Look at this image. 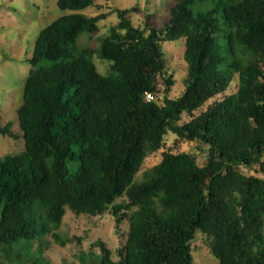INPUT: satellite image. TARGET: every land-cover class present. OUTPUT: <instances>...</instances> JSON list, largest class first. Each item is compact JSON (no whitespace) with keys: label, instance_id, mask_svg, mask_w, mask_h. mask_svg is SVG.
Wrapping results in <instances>:
<instances>
[{"label":"trees","instance_id":"trees-1","mask_svg":"<svg viewBox=\"0 0 264 264\" xmlns=\"http://www.w3.org/2000/svg\"><path fill=\"white\" fill-rule=\"evenodd\" d=\"M194 2L172 0L160 28L134 26L137 6L116 7L119 23L93 46L79 39L109 13L83 12L96 0H57L68 12L40 30L17 108L25 148L0 157V264H51L46 236L66 245L68 209L108 212L126 238L118 258L99 239L85 264H194L199 232L219 264H264V0ZM181 37L185 91L171 98L161 43ZM12 126L0 114V134L19 138ZM170 131L205 145L207 159L166 151L137 181Z\"/></svg>","mask_w":264,"mask_h":264},{"label":"rangeland","instance_id":"rangeland-1","mask_svg":"<svg viewBox=\"0 0 264 264\" xmlns=\"http://www.w3.org/2000/svg\"><path fill=\"white\" fill-rule=\"evenodd\" d=\"M171 1L96 0L97 4L102 5L101 8L91 6L83 12L90 16L105 12L109 13V16L99 21L100 29L97 33L82 35L79 43L83 40L85 44L97 46L98 36L110 34L111 26L120 21V17L113 10L116 7L124 9L137 6L138 10L130 16L132 24L136 27L149 28V25L163 27L169 16ZM214 3L215 0H195L192 8L195 11H207ZM66 12L68 11L59 8L57 0H0V114L2 124L11 122L13 132L19 136L14 138L0 134V157L19 153L25 148L17 108L22 103L25 82L32 68L30 58L33 55L35 41L42 28ZM161 45L167 59L165 72L176 82L168 95L175 98L185 91L184 79L187 75V63L184 60L185 38L163 41ZM94 61L101 73L107 72L109 61L97 56L94 57ZM237 83L238 74H235L226 94L234 93ZM161 84L162 88L166 87ZM163 95H160V101ZM186 118L184 116V119ZM203 147L205 148V145L198 141H180L179 137L170 131L165 136L162 147L146 157L136 179L143 180L145 173L159 166L166 151L189 152L204 161L207 159V152ZM122 228L124 231L127 230L126 222L122 224ZM59 233L68 240L64 246L55 242L50 235L46 236L50 242L44 256L51 264H85L80 255L83 253L87 260H91L95 253L99 254L100 248L94 246L99 239L105 241L113 250L115 258H118L117 250L126 240L125 236L121 237L117 233L115 219L108 212L97 216L76 215L68 209ZM205 242L206 236L199 232L193 243L194 264H219L218 259L203 248Z\"/></svg>","mask_w":264,"mask_h":264},{"label":"built area","instance_id":"built-area-1","mask_svg":"<svg viewBox=\"0 0 264 264\" xmlns=\"http://www.w3.org/2000/svg\"><path fill=\"white\" fill-rule=\"evenodd\" d=\"M153 94H151V93H147V95H146V98H147V100H152L153 99Z\"/></svg>","mask_w":264,"mask_h":264}]
</instances>
